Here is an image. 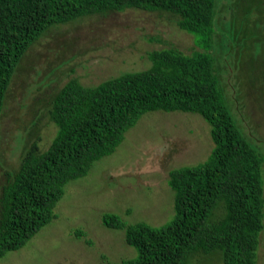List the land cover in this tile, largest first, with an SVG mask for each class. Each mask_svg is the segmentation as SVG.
<instances>
[{
    "label": "trees",
    "instance_id": "16d2710c",
    "mask_svg": "<svg viewBox=\"0 0 264 264\" xmlns=\"http://www.w3.org/2000/svg\"><path fill=\"white\" fill-rule=\"evenodd\" d=\"M217 0H0V116L18 63L51 27L84 16L136 8L168 12L193 36L195 50L153 49L151 65L97 85L69 79L54 95L49 117L57 131L45 150L33 147L0 194V257L23 247L55 217L67 182L109 155L125 132L154 110L197 113L210 125L213 147L204 161L169 171L173 218L160 226L125 224L107 212L102 222L124 228L137 255L109 264H186L193 254L219 253L222 264H256L264 229V155L243 134L226 101L213 51ZM233 29V30H232ZM234 45V43H232ZM218 45V46H217ZM217 46V47H216ZM222 206L223 214L215 217ZM75 236L86 233L76 230ZM88 243H92L90 239Z\"/></svg>",
    "mask_w": 264,
    "mask_h": 264
},
{
    "label": "rangeland",
    "instance_id": "374dc122",
    "mask_svg": "<svg viewBox=\"0 0 264 264\" xmlns=\"http://www.w3.org/2000/svg\"><path fill=\"white\" fill-rule=\"evenodd\" d=\"M177 18L136 8L112 10L61 23L38 38L18 63L2 107L0 194L22 157L52 142L57 127L49 117L51 101L69 79L97 85L148 68L153 49L195 50L192 34L178 27ZM216 21L218 32L231 27L237 35L232 42L221 35L213 51L226 101L249 143L264 155V0H217ZM212 147L210 125L197 113L143 114L114 152L65 184L55 217L23 247L0 257V264H109L135 257L125 229L105 226L102 216L116 213L125 224L169 222L174 214L169 171L204 161ZM262 172L264 179V163ZM222 214L220 206L214 215ZM79 229L86 235L77 238ZM186 264H222V259L219 253L198 252ZM256 264H264V229Z\"/></svg>",
    "mask_w": 264,
    "mask_h": 264
}]
</instances>
